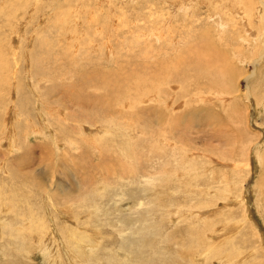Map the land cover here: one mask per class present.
Wrapping results in <instances>:
<instances>
[{"label":"rangeland","instance_id":"obj_1","mask_svg":"<svg viewBox=\"0 0 264 264\" xmlns=\"http://www.w3.org/2000/svg\"><path fill=\"white\" fill-rule=\"evenodd\" d=\"M261 22L264 0H0V264H264Z\"/></svg>","mask_w":264,"mask_h":264},{"label":"bare ground","instance_id":"obj_2","mask_svg":"<svg viewBox=\"0 0 264 264\" xmlns=\"http://www.w3.org/2000/svg\"><path fill=\"white\" fill-rule=\"evenodd\" d=\"M261 23H263V22H261ZM260 25V24H259ZM262 28H263V30H264V23L262 24ZM160 33V32H159ZM254 34V33H253ZM260 44V40H259V36L256 38V44ZM109 50L111 51L112 50V48L111 47H109ZM258 50V49H257ZM259 51V50H258ZM14 54V53H13ZM257 55H259V54H257ZM261 58V57H260ZM213 59V58H212ZM214 60V59H213ZM260 61V60H259ZM236 62V61H235ZM257 65V64H256ZM176 69V68H175ZM255 70V69H254ZM170 71H171V69H170ZM231 73V72H230ZM232 74V73H231ZM97 82V81H96ZM98 82H99V79H98ZM116 88V87H115ZM222 88V87H221ZM229 88V87H228ZM223 89L224 88H222V91H223ZM230 89V88H229ZM226 90V89H225ZM224 90V91H225ZM228 90V89H227ZM224 91H223V93H224ZM226 92V91H225ZM117 97V96H116ZM101 98V97H100ZM119 99V98H118ZM126 101H128V100H126ZM82 107V106H81ZM100 110V109H99ZM102 110V109H101ZM92 131V130H91ZM94 134H96V132L95 131H92L91 132V135H89V133H88V137L92 140V135H94ZM68 139V138H67ZM70 141V140H69ZM73 142V141H72ZM127 175V174H126ZM174 213V212H173ZM188 214V213H187ZM198 218V217H197ZM197 220V219H196ZM33 223V222H32ZM199 224V223H198ZM34 226H35V224H34ZM28 227H30L29 228V232L30 233H32L33 231V229H31V226H28ZM222 227V226H221ZM38 233H40V237H39V239L41 238L42 239V237L44 238V240H47V238H48V236H49V230H48V227L47 226H41V230H39V232ZM71 234V233H70ZM69 236V239L68 240H70L71 241V239H72V234L71 235H68ZM220 239V238H219ZM68 240H66V242L68 241ZM43 241V240H42ZM67 245H68V248H69V246H70V243H66ZM215 245V244H214ZM213 246V245H212ZM223 246V245H222ZM221 246V247H222ZM210 248V247H209ZM209 250V249H208ZM214 251H216V249L214 250ZM69 253L71 254V256H72V258H75V256L71 253V251H69ZM82 255L84 256V258H86V256L88 255L87 253H85V252H83L82 253ZM224 257H225V261L227 260L228 262H229V264L231 263V264H237V263H235L233 260H230V259H228L227 258V256H225V254H224ZM220 258V257H219ZM222 259H223V257H221ZM213 259H214V257H213ZM240 259V258H239ZM239 259H238V261H239ZM76 260V259H75ZM217 260V259H216ZM224 260V259H223ZM77 261V260H76ZM160 261V260H159ZM220 261V260H219ZM143 262V261H142ZM141 262V263H142ZM157 262V261H156ZM212 262V261H211ZM222 262V261H221ZM221 262H219V263H221ZM225 263H227V262H225ZM222 264H223V262H222Z\"/></svg>","mask_w":264,"mask_h":264}]
</instances>
